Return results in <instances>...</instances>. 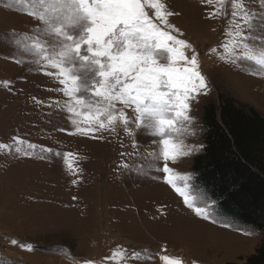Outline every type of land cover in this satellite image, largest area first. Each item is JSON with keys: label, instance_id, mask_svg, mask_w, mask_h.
<instances>
[{"label": "rangeland", "instance_id": "obj_1", "mask_svg": "<svg viewBox=\"0 0 264 264\" xmlns=\"http://www.w3.org/2000/svg\"><path fill=\"white\" fill-rule=\"evenodd\" d=\"M160 2L172 13L167 19L173 27L166 30L197 49L208 88L192 105L194 134L159 136L153 146L154 130L133 137L122 124L97 133L101 139L77 132L72 121L84 127L88 120L68 113L59 70L44 60L48 50L37 31L42 22L32 14L42 9L33 0H0V144L9 145L0 148V264H169L165 256L180 264H242L259 246L261 233L221 212L196 183L191 165L203 150L195 147L204 145L203 108L218 104L219 93L264 116V69L221 47L231 39L230 0H224L227 15H213L220 0ZM245 3L264 8L257 0ZM164 138L193 150L164 160ZM133 139L142 145L139 156L131 155ZM165 163L170 173L163 171ZM169 175L174 185L167 183ZM134 252L141 253L139 260L132 259Z\"/></svg>", "mask_w": 264, "mask_h": 264}, {"label": "snow or ice", "instance_id": "obj_2", "mask_svg": "<svg viewBox=\"0 0 264 264\" xmlns=\"http://www.w3.org/2000/svg\"><path fill=\"white\" fill-rule=\"evenodd\" d=\"M212 2L207 0L208 4ZM257 2L264 6V0ZM33 3L42 9L32 14L42 22L37 31L42 32L48 50L44 60L59 70V90L69 97L67 111L87 117L88 124L84 127L72 121L77 132L101 139L97 133L114 132L122 124L126 134L133 137L154 130L153 146L159 136L194 134L190 112L208 84L199 70L197 49L166 30L173 27L167 19L172 13L162 11L165 6L160 0H33ZM220 4L221 9L213 15H227L222 11L224 0ZM230 4L231 31L227 35L231 39L221 47L235 54L236 59L255 60L264 69V8L252 10L245 0H230ZM24 47L28 49L29 45ZM39 51H45V47L41 46ZM46 75L56 76V73L48 71ZM159 143L164 160L187 156L193 150L182 140L174 143L164 138ZM131 146L134 150L131 155L139 156L142 147L139 141L133 139ZM7 147L0 144V148ZM27 147L35 149L36 145L28 143ZM195 147L203 148V145ZM45 150L53 152L51 148ZM124 167L130 169L131 165L126 163ZM163 171L170 173L172 169L165 163ZM174 180L171 175L167 177L168 184L174 185ZM177 190L184 195L181 189ZM185 203H189L187 197ZM195 210L207 218L206 209ZM140 257L141 253L132 254V259ZM163 259L169 264H180L167 256Z\"/></svg>", "mask_w": 264, "mask_h": 264}, {"label": "trees", "instance_id": "obj_3", "mask_svg": "<svg viewBox=\"0 0 264 264\" xmlns=\"http://www.w3.org/2000/svg\"><path fill=\"white\" fill-rule=\"evenodd\" d=\"M218 100L203 108L204 145L191 170L221 212L261 233L242 264H264V116L229 94Z\"/></svg>", "mask_w": 264, "mask_h": 264}]
</instances>
